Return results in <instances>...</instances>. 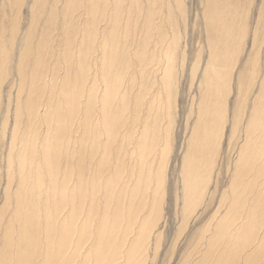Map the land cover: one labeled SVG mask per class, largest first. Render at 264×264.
I'll return each mask as SVG.
<instances>
[{
  "label": "bare ground",
  "instance_id": "obj_1",
  "mask_svg": "<svg viewBox=\"0 0 264 264\" xmlns=\"http://www.w3.org/2000/svg\"><path fill=\"white\" fill-rule=\"evenodd\" d=\"M25 1L4 0L12 9ZM155 1L146 0L150 5ZM251 1L201 0L208 53L201 58V97L196 96L200 99L180 167L183 223L203 202L227 120L230 152L236 149L237 154L231 165L228 161L230 182L220 194L223 216L220 211L206 219L181 264H264V0L255 8L250 72L235 73L231 112L227 103L232 91L227 70L237 63ZM146 2L33 0L31 6L27 2L30 28L44 19L37 39L29 29L19 35L14 17L0 26V86L10 64L16 85L0 210V264H144L148 239L159 222L157 190L168 162L169 149H156L158 123L162 113L172 121L176 68V37L166 40L169 32L158 26L160 10L148 9ZM81 15L87 16L88 26L78 23ZM140 17L138 43L130 51L125 40ZM122 18L126 23L119 28ZM166 19L173 23L170 10ZM52 31H58L57 37ZM154 61L161 77L159 86L150 89L146 68ZM144 103L149 113L140 121ZM139 124L142 131L135 137Z\"/></svg>",
  "mask_w": 264,
  "mask_h": 264
},
{
  "label": "rangeland",
  "instance_id": "obj_2",
  "mask_svg": "<svg viewBox=\"0 0 264 264\" xmlns=\"http://www.w3.org/2000/svg\"><path fill=\"white\" fill-rule=\"evenodd\" d=\"M32 1L27 0V2L29 3L28 4L29 6H31L30 2ZM144 1L146 2V0ZM27 2L25 1L24 3L17 5L12 9L6 5L7 3H5L4 0H0V26L8 25L10 19L14 17L16 18V22L18 25L19 35H21L22 33L21 31L23 29H24L23 30L24 35L29 29L31 33L34 35L33 39H35L37 35L39 37L40 33L42 34L43 32L41 31V29L43 28L41 26L44 23V19L42 17L39 18L36 27L30 28L32 12H31L30 7L29 6L27 7ZM181 2L182 3L180 6L175 0H156L151 5L148 4L147 2L145 3L148 9H151L150 8L151 6L153 9L160 10L159 16L161 18V21L160 19H157L156 23L160 21L158 26L161 27V30H165L164 32H166V34H168L167 32H169L168 36L166 35L167 41L169 42L172 41L170 40L172 36L176 37V43L174 46L176 47V49L173 47V54L176 51L175 53L177 55L174 54L173 59H172L173 60L172 63L174 67H176L174 68L175 84H174V88H173L174 91L172 92V100H171L172 101L171 103L172 121L170 122L168 116L162 113L159 119V123H158L159 131H160V138L156 146L157 152H160L165 148L169 149L168 156H167L168 162H167V165L164 171L162 186H161V189L157 190L158 197H160L158 201L159 206H160V209H159L160 217H159V222L157 226L153 229V232L148 239L147 257H146L144 264H179V263L181 264L185 256V253L187 251L186 248L189 247L191 240L196 237V234H198L201 231V229L205 228L208 221L210 220V217L213 216L214 213L216 212L220 216L219 214L220 211H221V216H223L225 209L219 208V203L221 200L222 193L224 191H227L228 185L230 182L229 178H230L231 171L230 169L227 170V167L229 165L228 161H230V165H231V162L235 161L236 154H237L236 149L230 152L229 139H230L231 134L229 133H231L230 132L231 124L229 120H227L228 123L226 122L225 123L226 125H224V128H223V133H222L223 140L219 142V145L217 147L218 151L215 155L216 163L213 166L214 168L212 167L211 169V173H210L211 179L207 185V189H206L207 191L205 192V196H204L205 199L202 198L203 199L202 204L197 205L193 209V211L190 213L189 218L183 223L182 209H181L183 191H182V180H181V175H180V170H181L180 167H181L182 158H183L186 146H187V138L190 133L189 129L192 128L193 123L195 121V117L193 114L196 113L197 103L199 102V99H200V98L198 99V97H201V93H200L201 88L198 87L199 82L201 80L200 65L202 61L201 58H204V57L207 58L208 47H207L205 26L202 21L203 20L202 19L203 5H202L201 0H181ZM108 4L109 6H111L110 3ZM261 4H262V0H252L250 2V6H248V10H249L248 16H247L248 18L245 23L246 24L245 36L240 40V47L238 48V51L234 56V60H236L237 63H235L232 68L229 67L227 70L228 71L227 73L230 72L232 76V81H231L232 91L230 95L228 96V98L230 99H227V103L229 105L227 106L230 112L233 109V106L235 104V101H236L235 97H237L236 90L233 86V84L235 85L234 81L236 80L238 73L248 71L247 70L249 69L248 63H250L251 56L253 55V50L255 51V49L251 47L252 46L251 33H252L253 27L255 26V23L258 18L255 8L259 7ZM122 8H124V5L122 6ZM168 10H170V16L174 24L172 22L167 23L168 21L167 19L164 20V17ZM163 11H165V14L163 13ZM86 17L87 16L84 17L81 15L78 19V23L82 24V27L88 26V20L86 19ZM200 19L202 20L200 21ZM125 23H126V20L122 18L121 22L120 23L118 22V27L119 28L120 26L122 27ZM260 23L262 24V22H259V24ZM141 24H142V17H140L139 22L137 23V26H136L137 28L136 27L133 28L131 30L132 33H130V37L128 36V38L125 40V43H126L127 40L129 39L128 48L130 45V49H131L130 51H132L135 48L136 44L138 43L137 39L139 35L137 34L140 33ZM167 25L170 27L167 28ZM57 26L55 28H59V23ZM131 26H132V23H131ZM202 27H203V30H202ZM34 32L36 34H34ZM57 33L55 31L53 34V31H52V34H53L52 36L55 35L57 37ZM119 36L120 35L118 33V35L116 36L117 40L119 39ZM204 36H205V39L201 40L202 38H204ZM153 41H154V38L151 41V46L153 45L152 44ZM56 43H54V45H56ZM122 44H123V41H122ZM203 44L204 46H202ZM159 46L160 45L155 46L156 51ZM201 46L203 49L201 48ZM230 49L233 50L234 47L231 46ZM260 50H261L260 55L263 56L262 53L264 52V44L262 45ZM202 54H206V56L205 55L203 56ZM159 55H158L157 61L163 60L162 54H159ZM248 58L249 60H247ZM194 60H196V62ZM153 63L150 64L146 68L147 75L149 76V79H150V81L149 80L147 81L150 89H156L157 85L159 86L160 77H161L159 75V72L155 68V64L157 62L154 61ZM11 68H12V64H10V69L8 71L7 77L1 82V86H0V210L3 209L4 202H5V188L7 186L6 179H5V171L7 169L6 161L8 160L7 157L9 153V142H10L9 136H10V132L12 129V119H10L11 117L9 114L10 113L12 114L11 100L13 98V94L15 92L14 89L16 87V85L12 84V81H11V78H12V73L10 72ZM131 72H132L131 75H133L135 72L134 69L133 71L131 70ZM235 73H237V75ZM198 74L199 76H197ZM197 79H198V82H195L197 81ZM149 82H151V84ZM255 90H256V86L254 85L252 88L253 94H251L252 98L250 96V100H249L250 103L253 100V95H254ZM149 92L151 95L152 93L154 95L156 91L151 90ZM196 96L198 97L196 98ZM150 98L151 97L149 98L145 97L144 100L148 101ZM146 104L144 103L141 106L142 109L140 107L138 111V118L140 121H143V119L146 117L145 115H148L149 113V110L146 109L147 108ZM144 109L147 112L144 111ZM6 114L9 118L6 116ZM131 118L129 117L128 120L129 121L132 120ZM4 122H6V126ZM168 124H169V127H168ZM166 129H168L167 134L169 133V138L164 139L163 136L164 134L166 135V131H165ZM141 131H142L141 124H139L133 130L134 136L137 137L138 133L140 134ZM220 133H221V130H220ZM237 137L238 136H236V138ZM241 142L242 140L239 139L238 142L236 141L234 143H236V146H238V145H241ZM233 145L235 146V144ZM132 147H133L132 145L127 146L128 151L125 153V159L127 162L129 161L127 158L130 157V155H127V154L131 152ZM15 188H16V185L15 183H13L10 186V190L13 191ZM153 189L154 188L152 187L151 191H153ZM5 213H9V211H6ZM206 219H209V220H206ZM2 226L3 225H0V237H1V227ZM156 246L158 247L157 249L155 248ZM78 260H79L78 262H81L80 258ZM50 261L51 260L48 261L49 264H51ZM122 263L123 261L121 260L114 262V264H122Z\"/></svg>",
  "mask_w": 264,
  "mask_h": 264
}]
</instances>
